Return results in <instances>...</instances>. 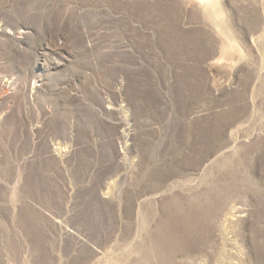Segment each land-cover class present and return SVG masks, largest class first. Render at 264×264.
Segmentation results:
<instances>
[{
	"label": "rangeland",
	"instance_id": "1",
	"mask_svg": "<svg viewBox=\"0 0 264 264\" xmlns=\"http://www.w3.org/2000/svg\"><path fill=\"white\" fill-rule=\"evenodd\" d=\"M0 264H264V0H0Z\"/></svg>",
	"mask_w": 264,
	"mask_h": 264
}]
</instances>
